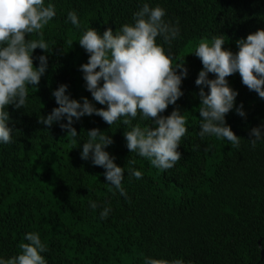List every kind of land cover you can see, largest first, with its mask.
I'll list each match as a JSON object with an SVG mask.
<instances>
[{
	"label": "trees",
	"instance_id": "trees-1",
	"mask_svg": "<svg viewBox=\"0 0 264 264\" xmlns=\"http://www.w3.org/2000/svg\"><path fill=\"white\" fill-rule=\"evenodd\" d=\"M0 264H264V0H0Z\"/></svg>",
	"mask_w": 264,
	"mask_h": 264
}]
</instances>
